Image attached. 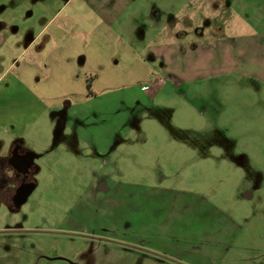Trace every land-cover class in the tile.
I'll use <instances>...</instances> for the list:
<instances>
[{
  "label": "rangeland",
  "instance_id": "rangeland-1",
  "mask_svg": "<svg viewBox=\"0 0 264 264\" xmlns=\"http://www.w3.org/2000/svg\"><path fill=\"white\" fill-rule=\"evenodd\" d=\"M149 1L129 42L156 72L147 47L184 31L197 3ZM213 18L230 37L260 33L264 0H221ZM242 68H196L158 93L127 73L88 117L66 116L49 153L2 145L29 164L0 169V264H264V82Z\"/></svg>",
  "mask_w": 264,
  "mask_h": 264
},
{
  "label": "crops",
  "instance_id": "crops-1",
  "mask_svg": "<svg viewBox=\"0 0 264 264\" xmlns=\"http://www.w3.org/2000/svg\"><path fill=\"white\" fill-rule=\"evenodd\" d=\"M3 2L0 147L17 145L32 151L41 144L49 153L58 126H63L66 116L88 117L93 102L106 97L107 91L127 85L122 83L127 73L134 81L132 85L149 86L157 93L168 85L181 89L188 76L200 77L199 72L193 74L200 67L233 70L241 65L246 75L264 82V31L230 37L202 19L208 12L212 15L210 3H197V14L193 10L184 15V31L167 38L168 42L147 47L160 61L156 67L162 65L155 72L156 68L149 67V59L138 56L140 50L129 42L130 33L137 26L128 24H136L132 18L138 20L151 12L148 0ZM153 11L155 16L161 13L156 6ZM131 54L133 58L128 59ZM89 75H96L92 95L87 88ZM136 98L139 107L145 104V109H149V96ZM59 118L62 120L57 124ZM86 131L79 129L75 133ZM112 144L114 147V142L106 145ZM142 147L149 149L148 145H134L135 150ZM22 156L0 155V169L10 164L23 169L29 162ZM136 160L148 163L149 158ZM99 191L109 193L110 188L104 184Z\"/></svg>",
  "mask_w": 264,
  "mask_h": 264
},
{
  "label": "flooded vegetation",
  "instance_id": "flooded-vegetation-1",
  "mask_svg": "<svg viewBox=\"0 0 264 264\" xmlns=\"http://www.w3.org/2000/svg\"><path fill=\"white\" fill-rule=\"evenodd\" d=\"M219 1L221 0H195L196 3H199V4H207V3H210L212 8H213V12H216V9L218 8V4H219ZM219 17V16H218ZM215 18V17H214ZM214 18L212 20H210V24L211 25H215L216 28H218L217 26L219 25L220 27L222 25L224 26H227L230 27V22L227 21V19L224 20V23H222V25H220L219 23H217V21H214ZM222 30V28H221Z\"/></svg>",
  "mask_w": 264,
  "mask_h": 264
},
{
  "label": "trees",
  "instance_id": "trees-1",
  "mask_svg": "<svg viewBox=\"0 0 264 264\" xmlns=\"http://www.w3.org/2000/svg\"><path fill=\"white\" fill-rule=\"evenodd\" d=\"M95 78H96V75H89L87 78V88L91 95L93 92V82L95 81Z\"/></svg>",
  "mask_w": 264,
  "mask_h": 264
}]
</instances>
